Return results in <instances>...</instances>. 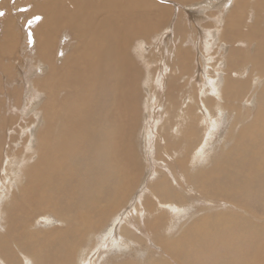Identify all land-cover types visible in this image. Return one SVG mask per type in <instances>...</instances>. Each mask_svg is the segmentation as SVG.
I'll return each mask as SVG.
<instances>
[{
	"label": "bare ground",
	"instance_id": "1",
	"mask_svg": "<svg viewBox=\"0 0 264 264\" xmlns=\"http://www.w3.org/2000/svg\"><path fill=\"white\" fill-rule=\"evenodd\" d=\"M0 12L2 264H105L147 236L163 251L147 264H264V211L246 206L264 208V0H0ZM148 96L157 177L126 213L147 176ZM223 122V148L200 166ZM193 187L235 208L166 232L163 207L183 217ZM232 224L249 231L226 238Z\"/></svg>",
	"mask_w": 264,
	"mask_h": 264
},
{
	"label": "rangeland",
	"instance_id": "2",
	"mask_svg": "<svg viewBox=\"0 0 264 264\" xmlns=\"http://www.w3.org/2000/svg\"><path fill=\"white\" fill-rule=\"evenodd\" d=\"M155 90H156V88H155ZM163 90L164 89H162V88H160V86H158L157 87V98H158V101L160 102V100H161V97H160V95L163 93ZM147 95H148V93H146ZM153 99H152V97H150V96H148L147 97V103H146V107H147V110H145V113H146V118H145V120L143 121V130H141V132H140V134H139V136H138V145H139V151H140V153L142 154V156H143V160L145 161V163H144V168H146V177L144 178V180L146 181H143L144 183H142V185H141V187L137 190V191H135V195L133 196V198H131L130 200H131V204H132V206H131V204H129L128 206H125L124 207V210L126 211V213L128 212V210H130V209H132V207H133V205H135L137 202H138V200H140V198H142V197H144V196H146L147 194V192H146V190H145V187L146 186H148V184H149V182H152V179H155L157 176H156V174H153V172H151V173H149V171L150 170H152V168L154 167V169H155V159H156V150L154 149V151H153V149H152V146H154V144L152 143L154 140H153V138L155 137V134H153L152 133V129L154 128L153 127V119L151 118V111H152V107L151 106H149V103L150 104H152L153 103ZM254 103V102H253ZM251 109H255L254 107H251ZM157 111L159 112H161V110H159V108H156V113H157ZM159 114V113H158ZM230 123V121L228 120V124ZM225 125V127H224V125ZM227 124V126H226V124L223 122L222 123V125H221V129H223V130H221L222 132H220V133H218L217 135H215L214 137H213V139H212V142H211V145H210V149H209V154H210V158L209 159H206V160H203V159H201V161H199V162H197L200 166H202V165H211V164H213L214 163V155L216 154V153H218L220 150H219V147H221V148H223V146H224V143H225V139H224V136H227V134L226 133H228V129H229V125ZM160 127V125L159 126H156V129L157 128H159ZM153 131H155V130H153ZM157 131V130H156ZM224 133V134H223ZM220 137V139H219V137ZM218 137V138H217ZM225 138H227V137H225ZM215 140V141H214ZM220 145V146H219ZM212 156H213V158H212ZM154 158V162L152 161V159ZM208 158V157H207ZM210 159H212L211 161H210ZM162 162H163V160H162ZM158 164L160 165V167H161V169H163L164 167H163V165L162 164H160L159 162H158ZM157 165V164H156ZM157 168H159L158 167V165H157ZM151 174V175H150ZM8 185H9V183H8ZM4 186V185H3ZM11 187V186H10ZM144 187V188H143ZM5 188L6 189H9V187H4L3 188V190H1V193H3V191L5 190ZM143 188V189H142ZM142 190H143V192H142ZM139 191H140V194H139ZM194 191V192H193ZM146 192V193H145ZM137 194V195H136ZM149 194H150V192H149ZM187 194H188V197L189 196H191V194H193V196H195V197H197V198H190V200H188L187 201V205L186 206H183L184 207V210L186 211V215H184L183 217H181V216H179V217H174V215H173V213H171L170 211H168V208H166L167 206H164L163 207V209L165 210V212H167V214L169 215V217H170V215H172L171 217H173V218H171L170 217V223H168L167 224V227H166V229L167 230H165L166 232H171L172 233V235H180L182 232L184 233V231H185V228H186V226L188 227L189 226V224H192L193 222H194V219H196V218H198V217H203V216H205L207 213H210V211H211V213L210 214H212V211L213 212H216V211H221L222 210V212H224V211H229V210H231V209H234L235 207V205L236 204H234V203H232L230 200H227L228 202H220V204H219V202L217 201V200H215V203H214V197H210V196H208V197H206L205 196V198H202L201 196H199V193H198V190H196L194 187L191 189V190H189L188 192H187ZM151 195V194H150ZM137 196V197H136ZM192 197V196H191ZM200 200H199V199ZM209 198H212V200H210ZM5 200V198H3V201ZM193 200H195V201H193ZM255 200H257V199H255ZM254 200V201H255ZM135 201V202H134ZM134 202V203H133ZM207 202V203H206ZM256 202V203H255ZM255 202H253V203H251V204H249V205H246V206H249L252 210H256V212H258L259 214H261L263 211H264V208H263V206L261 207V206H258L259 205V202H258V200L257 201H255ZM258 202V203H257ZM216 203H218L219 205H216ZM222 203V204H221ZM229 203V204H228ZM224 204H226L225 206H224ZM232 204V205H231ZM256 204H258V205H256ZM230 205V206H229ZM194 206V207H193ZM242 206V205H241ZM260 207V209H258ZM143 207L142 206H139V210H141ZM194 208V209H193ZM128 209V210H127ZM163 209H161L160 211H162L163 212ZM200 209V210H199ZM262 209V210H261ZM196 210V211H195ZM203 212H202V211ZM207 210V211H206ZM193 211H195V212H193ZM206 211V212H205ZM170 212V213H169ZM188 212V213H187ZM243 212V211H242ZM193 215H192V214ZM264 213V212H263ZM262 216H264V214H261ZM138 216V213L135 211L133 214H131V216H130V218L132 219V218H135V217H137ZM195 217V218H194ZM52 218H54L55 220H57L55 217H53L52 216ZM141 218V217H140ZM149 218V216H148V214L145 216V219L147 220ZM178 218V219H177ZM193 218V219H192ZM123 219H125V216H124V218ZM138 219H139V217H138ZM145 219L144 218H142L141 219V225H140V228H141V230H144L143 228H144V226H143V223L142 222H144L145 221ZM172 219V220H171ZM176 219V220H175ZM172 221H174V222H172ZM54 220H52V222L50 223V221H48L47 220V222H46V227H50L51 225H54ZM126 222H128V219H126V220H124L123 222H122V224H124V223H126ZM114 224H115V222H114ZM171 226V227H170ZM239 226V227H238ZM242 228H241V227ZM180 227V228H179ZM39 228V227H38ZM140 228L138 229V230H140ZM249 228V227H248ZM221 229H224L226 232H225V237L226 238H229V237H233V236H235L236 234L237 235H240V236H244L245 234H247L246 232L247 231H249V229H247V231H245V229H244V227L242 226V225H235V224H232V225H230V226H227V227H222ZM241 229V230H240ZM184 230V231H183ZM251 230V229H250ZM178 233H180V234H178ZM229 233V234H228ZM137 234H142L143 236H147V235H145V234H143V233H141V232H138ZM142 235H140L141 237H143ZM107 235H105V237H106ZM175 236V237H176ZM102 238V237H101ZM223 238V237H222ZM145 238L143 237V240H144ZM147 240H148V242H147ZM147 240L145 239L144 240V244H143V241H142V244H140V246H142V247H144L143 249H139L138 248V244H132V246H131V248H126V249H124V251H116V249H114L113 250V252L112 253H116V252H118V253H116V254H112V253H110V254H104V255H102V256H100L99 258H100V260L102 261V262H104L105 264H106V260H107V264H113L114 263V261H115V259H117V261H121V260H123V261H127V260H133V261H135V262H137V260H142V261H144V264H147V262L151 259V258H153V254H154V252L155 253H157V254H159L160 252L161 253H163V251H162V248H161V246L159 245V244H157L155 241H153L152 239H150V237H148L147 236ZM102 246H100L99 247V249L101 248ZM135 248V249H134ZM160 249V250H159ZM136 250L138 251L139 250V252L140 253H137L136 252ZM141 250V251H140ZM152 252V253H151ZM119 253L122 255V256H119V257H116V256H118L119 255ZM160 253V255H163V254H161ZM173 254H174V256H173V258L174 259H177L178 261H180V262H186L187 260H188V256H187V254L185 253V252H183V250L182 251H180V253L178 254V253H176V252H173ZM235 251H232V252H230L229 253V256H230V259H228V261L229 262H233V257L235 256ZM155 256V255H154ZM233 256V257H232ZM159 257V255H157V257H154V258H158ZM232 257V258H231ZM192 258H195L194 257V255L191 257V259ZM195 260H197V259H195ZM175 261V260H174ZM196 263L197 264H201V262H199L198 260L196 261ZM0 264H2V262H0Z\"/></svg>",
	"mask_w": 264,
	"mask_h": 264
},
{
	"label": "snow or ice",
	"instance_id": "3",
	"mask_svg": "<svg viewBox=\"0 0 264 264\" xmlns=\"http://www.w3.org/2000/svg\"><path fill=\"white\" fill-rule=\"evenodd\" d=\"M2 15H4V13L3 12H0V16H2ZM38 19H39V17H37Z\"/></svg>",
	"mask_w": 264,
	"mask_h": 264
}]
</instances>
